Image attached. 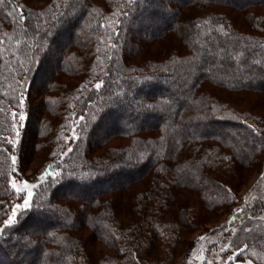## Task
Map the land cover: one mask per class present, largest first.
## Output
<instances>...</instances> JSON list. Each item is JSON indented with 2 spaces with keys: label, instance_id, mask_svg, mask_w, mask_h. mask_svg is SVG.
I'll use <instances>...</instances> for the list:
<instances>
[{
  "label": "trees",
  "instance_id": "trees-1",
  "mask_svg": "<svg viewBox=\"0 0 264 264\" xmlns=\"http://www.w3.org/2000/svg\"><path fill=\"white\" fill-rule=\"evenodd\" d=\"M254 172L264 0L0 3V264H197L221 230L226 264L264 263V198L237 194ZM17 175L42 179L5 227Z\"/></svg>",
  "mask_w": 264,
  "mask_h": 264
},
{
  "label": "rangeland",
  "instance_id": "rangeland-1",
  "mask_svg": "<svg viewBox=\"0 0 264 264\" xmlns=\"http://www.w3.org/2000/svg\"><path fill=\"white\" fill-rule=\"evenodd\" d=\"M150 21H148L149 24ZM152 22V21H151ZM56 52V51H55ZM55 55V54H54ZM50 66H53L55 63H52V61L49 62ZM34 100H40L39 97H36V95L33 96ZM101 133L99 132L97 136H99ZM28 152V151H27ZM29 153V152H28ZM41 152H38L37 150H34L29 157L25 156V161L23 163L24 166H22V171L25 174H31L34 172L33 170L38 166V164L41 161ZM20 173V172H19ZM259 178V175H257V172H254L250 175V177L247 179L244 185L240 186L237 190V194H239V197L243 200H252L255 197L258 198H264V175L261 177V180L258 182V188L257 185L255 186L254 183H256L257 179ZM42 179V176L37 178L36 180H33L31 182L26 181L24 178H20L17 176L11 177V184L17 191L21 192L23 194V198L18 202L14 207H12L8 220L10 218L14 219V213L17 212L19 208H25L24 207V200L29 199V193L32 195V191L34 186ZM256 181V182H255ZM252 184V187L249 189V186ZM30 203V200H29ZM61 218L64 220V217L59 214ZM261 217L264 218V213L261 215ZM223 214L218 217L215 221L211 223V225L217 224L220 220H222ZM26 230L30 231H36V229L28 228ZM223 230L216 231V232H210L207 234H201L197 237L196 245L193 249V257L197 264H200L202 259L204 258V254L202 253L204 248L209 245H213L215 243L216 247L212 248L206 258V264H226L227 261L231 258H234L238 250H233L230 252H227L228 246L227 242L221 241ZM197 234L194 232L193 237ZM217 243V244H216ZM232 264H264L260 260H257L252 255H244L242 258L238 260H233Z\"/></svg>",
  "mask_w": 264,
  "mask_h": 264
},
{
  "label": "snow or ice",
  "instance_id": "snow-or-ice-1",
  "mask_svg": "<svg viewBox=\"0 0 264 264\" xmlns=\"http://www.w3.org/2000/svg\"><path fill=\"white\" fill-rule=\"evenodd\" d=\"M0 3H3V0H0ZM97 87H100V85L98 84ZM20 118L23 119V116H21ZM13 186H15V185H13ZM18 191H19V190H18ZM30 199H31V193H29V199H25V200H24V207H25V208H28V207H29V200H30ZM13 215L15 216V213H14ZM13 222H14L13 219L10 218V219L6 222L5 227L12 225Z\"/></svg>",
  "mask_w": 264,
  "mask_h": 264
}]
</instances>
